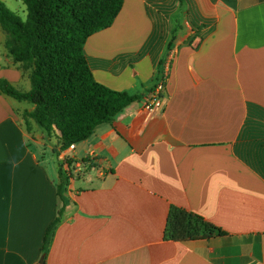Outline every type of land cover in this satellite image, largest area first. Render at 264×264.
I'll return each mask as SVG.
<instances>
[{
    "label": "crops",
    "instance_id": "crops-1",
    "mask_svg": "<svg viewBox=\"0 0 264 264\" xmlns=\"http://www.w3.org/2000/svg\"><path fill=\"white\" fill-rule=\"evenodd\" d=\"M1 36L0 79L27 92ZM84 53L96 82L138 100L61 159L58 132L0 92V264H264V0H123ZM172 207L222 235L166 238Z\"/></svg>",
    "mask_w": 264,
    "mask_h": 264
},
{
    "label": "trees",
    "instance_id": "trees-1",
    "mask_svg": "<svg viewBox=\"0 0 264 264\" xmlns=\"http://www.w3.org/2000/svg\"><path fill=\"white\" fill-rule=\"evenodd\" d=\"M20 1L26 10L24 21L0 0V27L8 55L29 71L30 89L19 92L0 79V92L32 104L34 109L23 115L26 125L30 119L48 136L57 131L62 152L88 139L98 126L111 123L138 100L96 82L84 53L88 38L112 25L123 0ZM69 177L62 174V183ZM220 235L216 226L198 215L175 207L169 210L165 236L170 240L192 242Z\"/></svg>",
    "mask_w": 264,
    "mask_h": 264
},
{
    "label": "built area",
    "instance_id": "built-area-1",
    "mask_svg": "<svg viewBox=\"0 0 264 264\" xmlns=\"http://www.w3.org/2000/svg\"><path fill=\"white\" fill-rule=\"evenodd\" d=\"M172 58L167 55L165 59L161 60L159 71L157 72V80L154 84L153 89L149 92L148 96L144 100L142 111L146 117H150L155 114L162 107V93L164 91L165 82L168 76V72L171 66ZM74 145H70L68 149L72 150ZM60 158L64 159L63 151L60 153Z\"/></svg>",
    "mask_w": 264,
    "mask_h": 264
},
{
    "label": "rangeland",
    "instance_id": "rangeland-1",
    "mask_svg": "<svg viewBox=\"0 0 264 264\" xmlns=\"http://www.w3.org/2000/svg\"><path fill=\"white\" fill-rule=\"evenodd\" d=\"M3 3L5 4V6L10 11L14 12L17 16H19L22 21L25 20V18H26V10H25V6L23 5V3L20 0H4ZM1 35H3V32H2V30L0 28V37H2ZM14 89L17 90V91L19 90V92L23 91V90H21V89H19L17 87H15ZM16 103H18L23 108H27L29 106V103H27V102H16ZM52 160L55 161L56 158L54 156H52Z\"/></svg>",
    "mask_w": 264,
    "mask_h": 264
},
{
    "label": "water",
    "instance_id": "water-1",
    "mask_svg": "<svg viewBox=\"0 0 264 264\" xmlns=\"http://www.w3.org/2000/svg\"><path fill=\"white\" fill-rule=\"evenodd\" d=\"M43 257H41L40 259H39V261H38V264H43Z\"/></svg>",
    "mask_w": 264,
    "mask_h": 264
}]
</instances>
